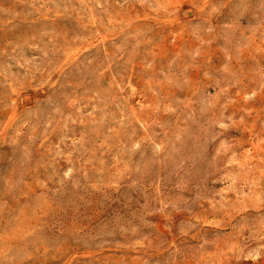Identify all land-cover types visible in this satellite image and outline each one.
<instances>
[{"label":"rangeland","instance_id":"obj_1","mask_svg":"<svg viewBox=\"0 0 264 264\" xmlns=\"http://www.w3.org/2000/svg\"><path fill=\"white\" fill-rule=\"evenodd\" d=\"M0 264H264V0H0Z\"/></svg>","mask_w":264,"mask_h":264}]
</instances>
